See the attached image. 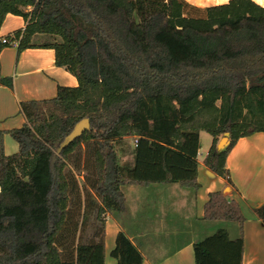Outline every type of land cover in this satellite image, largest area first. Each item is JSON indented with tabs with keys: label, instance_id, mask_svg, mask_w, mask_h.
I'll return each mask as SVG.
<instances>
[{
	"label": "trees",
	"instance_id": "16d2710c",
	"mask_svg": "<svg viewBox=\"0 0 264 264\" xmlns=\"http://www.w3.org/2000/svg\"><path fill=\"white\" fill-rule=\"evenodd\" d=\"M7 14L24 27L0 36V52L15 40L17 52L51 48L77 85L19 103L25 122L9 130L18 149L0 148V264H104L105 214L125 211L121 187L196 190L200 131L211 136L203 163L222 178L237 139L264 131L236 111L243 98L264 121V6L253 0L203 8L185 0H0V27ZM40 35L52 40L35 42ZM85 117L89 129L57 152ZM126 138L133 161L120 164ZM254 213L264 222V203ZM203 218L243 221L218 190L208 193ZM192 248L194 264H242L241 233L231 239L218 228ZM110 255L116 264L142 261L123 231Z\"/></svg>",
	"mask_w": 264,
	"mask_h": 264
},
{
	"label": "crops",
	"instance_id": "0c3cea01",
	"mask_svg": "<svg viewBox=\"0 0 264 264\" xmlns=\"http://www.w3.org/2000/svg\"><path fill=\"white\" fill-rule=\"evenodd\" d=\"M185 1L203 8L227 0ZM253 1L264 6V0ZM23 27L21 16L7 14L0 27V36ZM0 78L11 81V86L0 83V148L8 155L18 149L9 130L25 122L19 103L51 98L57 86L73 87L77 80L64 67L55 65L53 49L25 48L17 52L15 44L0 52ZM203 132H199L196 190L178 183L121 187L125 211L105 214L104 264L117 263L110 251L118 231L125 232L139 249L141 264H194L193 243L218 228L225 229L231 239L242 234V264H264V222L254 213V208L264 203V131L237 139L225 159L226 178L215 175L204 165L203 157L211 144V136ZM132 161L131 154L129 162ZM216 190L237 202L243 216L241 224L203 218L208 193Z\"/></svg>",
	"mask_w": 264,
	"mask_h": 264
},
{
	"label": "rangeland",
	"instance_id": "374dc122",
	"mask_svg": "<svg viewBox=\"0 0 264 264\" xmlns=\"http://www.w3.org/2000/svg\"><path fill=\"white\" fill-rule=\"evenodd\" d=\"M191 14L198 15L197 13H193V12H191ZM44 39L52 40V38H50V37H46V36H41L40 35L34 41L35 42H41ZM259 97H260L259 95H255L253 97V100L257 101ZM217 103L220 104L221 106H225L226 101L225 100H222L221 102L217 101ZM236 108H237L236 111L240 114L239 115L240 119L251 121L254 124H262V123H264V121H262V119H261V113L258 110H256L254 114H251L249 112L248 107L246 106V103H245L243 98H241L239 100V102H237ZM203 134H205L206 136H209L205 132H203ZM132 147H133V140L131 138H126L125 141H124V144L122 146L123 149H119V151H118L119 162L120 163H124V162H129L130 161ZM200 155L201 156H199V157L201 158L202 155H203L202 151H201Z\"/></svg>",
	"mask_w": 264,
	"mask_h": 264
},
{
	"label": "water",
	"instance_id": "95a60500",
	"mask_svg": "<svg viewBox=\"0 0 264 264\" xmlns=\"http://www.w3.org/2000/svg\"><path fill=\"white\" fill-rule=\"evenodd\" d=\"M90 127L89 120L87 117L82 118L79 120L71 129V131L63 138V140L60 142L57 152H59L62 148L66 147L71 141H73L75 138L80 136L83 131L88 130ZM226 142V137H222L219 142L217 143V147L219 148L221 145H223Z\"/></svg>",
	"mask_w": 264,
	"mask_h": 264
},
{
	"label": "built area",
	"instance_id": "2783aa9c",
	"mask_svg": "<svg viewBox=\"0 0 264 264\" xmlns=\"http://www.w3.org/2000/svg\"><path fill=\"white\" fill-rule=\"evenodd\" d=\"M2 40H3V41H6V39H5V38H2ZM12 44H13V45H14V44L16 45V44H17V41H16V40H15V41H13V42H12Z\"/></svg>",
	"mask_w": 264,
	"mask_h": 264
}]
</instances>
